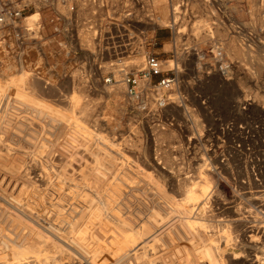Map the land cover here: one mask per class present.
<instances>
[{"label":"rangeland","instance_id":"374dc122","mask_svg":"<svg viewBox=\"0 0 264 264\" xmlns=\"http://www.w3.org/2000/svg\"><path fill=\"white\" fill-rule=\"evenodd\" d=\"M24 2H29L23 10L24 22L47 20L53 10L68 17L71 14L74 20L69 24L77 32V38L70 39L67 46V58L59 52L55 38L49 36L45 49L50 50V55L42 63L41 57L36 60L41 72H36L34 63L27 62L22 68L30 71L34 79L28 75L21 79L24 88L18 84L19 78L10 79L15 86L8 82L13 87L14 102L10 108L14 112L3 118L8 121L3 127L8 126V133L1 128L0 139H12L15 151L23 147L29 150L33 139L45 148L40 147L39 154L36 152L39 160L32 157L27 165L22 163L25 171L30 166L36 174L42 172L40 160L49 166L46 174L53 184L44 189V205L52 201L64 203L65 211L73 214L69 218L71 224L108 230L105 234L112 238L111 249L119 253L128 251L127 254L132 253V248L118 236L132 230L145 235L150 227L151 232L146 235L149 233L148 238L154 240L163 234L161 219L174 217L176 210L188 209L187 202L177 201L178 181L170 178L167 170L179 171L181 180L184 177L192 191L198 187L192 174L202 173L218 203L229 199L231 178L243 180L242 184L234 183L243 196L235 192L237 198L234 196L231 201L234 204H228L242 207L240 212L251 216L253 223L256 217L263 219L246 198L253 193L254 197L260 195L264 199V0H50L48 7L44 0H15L19 6ZM72 4L74 8L69 14ZM65 5L67 11L63 12ZM30 15L33 18L27 21ZM156 15H160L157 25ZM157 33L166 37L161 39ZM231 39L234 48L248 51L249 58L224 47ZM149 53L158 57L163 73L172 67L176 79L170 91L173 93L158 87L159 75L146 82L139 80L136 93H127L123 77L138 74ZM8 54L0 51V81L4 83L3 76H12L20 68ZM256 60L262 66L259 73ZM225 68L227 74L220 75L218 70ZM241 72L250 73L246 82ZM235 76L242 80L238 86H234ZM167 94L173 101H169ZM159 95L165 99L162 105L156 101ZM72 101L78 104L69 105ZM215 156L223 166L212 161ZM223 174L230 183L224 181ZM143 199L152 202V211L142 207ZM212 204L217 214L205 218L208 229H213L216 236L229 231L237 237L241 234L236 237L241 246L234 250L242 256L234 264H256L257 261H251L255 256L264 263L263 235L255 227L249 229L241 223L232 228L218 221L219 217L228 218L230 210ZM208 251L198 252L201 259L186 264H226ZM140 255H132V261L158 264L153 257Z\"/></svg>","mask_w":264,"mask_h":264},{"label":"bare ground","instance_id":"6f19581e","mask_svg":"<svg viewBox=\"0 0 264 264\" xmlns=\"http://www.w3.org/2000/svg\"><path fill=\"white\" fill-rule=\"evenodd\" d=\"M63 7H64L63 12H66L67 11V9H65V8H67L66 5ZM91 8H92V6H90V9ZM170 10H171V14H172V11H173L172 6H171ZM83 12H85V11H83ZM34 13L37 14V12H34ZM24 18H25V16H24ZM32 18H33V16L30 15V16H27L26 19H27V21H30V20H32ZM35 18H37V16ZM159 18H160V15H156V17H155V20H156L155 24L156 25H157ZM31 22H28V24L29 23L31 24ZM177 23H178V21H177ZM169 26H171V25H169ZM179 26H180V24H179ZM88 30H85V31H88ZM90 32H92V31H90ZM220 32H221V30H220ZM88 38H89V35H88ZM224 38H225V36H224ZM226 38H227V36H226ZM234 43H235V41H234ZM225 46L227 48H230L235 54L247 55L248 58L250 56L248 51H245V50L243 51V50H241V48L240 49L234 48V45L232 44V39L230 41H228V43L226 42L224 47ZM120 50H121V48H120ZM236 63H237V61H236ZM236 63H235V65H236ZM222 64H224V63H222ZM240 68H242V67H240ZM261 68H262V66H260L259 61H257V72L256 73H259L260 70H262ZM243 69H244V67H243ZM218 73L220 75H222V74L226 75L227 70H226V68L223 69L222 71L218 70ZM244 73H242L240 75H243ZM27 75L34 79L32 73L30 71L25 70L22 67H20L18 70H16L15 74H13L12 76H9V77L3 76L2 77L3 80L6 81V83L0 81V129L5 126L4 122L7 121L5 119L3 120V118L6 116L8 117L7 114L14 112L11 110L12 108H10L14 102V100L12 98L13 97L12 96L13 87L11 85H9L8 82H12V80H10L11 78H15V79L19 78V80H18V84H19V83H21V79L25 78V76H27ZM111 75H113V73ZM248 77H250V73H249V75L244 74L242 79L243 78L246 79ZM229 80H228V82H229ZM247 80L248 79H246L244 81L246 82ZM121 82L123 83V81H121ZM233 82L235 83V85L233 83L234 86H236V85L238 86L242 83V80H241L240 76H237ZM246 84H248V83H246ZM12 85L15 86V83L12 82ZM43 86H44V84H43ZM21 88H24V85H22V83H21ZM167 91H169V93H173V92H170V91H173V87L171 86ZM168 96L169 95L167 94V97ZM160 97H161V95H159L158 98H160ZM168 99H169V97H168ZM169 101H173V100H171V98H170ZM73 102L74 101L70 102L69 105H71V103H73ZM74 103L76 104V102H74ZM160 104H164V100H161ZM74 107H75V105H74ZM70 108H71V106H70ZM9 117H11V116H9ZM11 118L13 119L14 115ZM190 119H191V117H190ZM13 120H11L10 122H12ZM7 123H8V121H7ZM193 124H196V123H193ZM7 125H9V124H7ZM5 128H6L7 133H8V126H6ZM5 128H3L2 130L4 131ZM9 129H10V127H9ZM160 132H163V131L160 130ZM169 134H171V133H169ZM4 136H5V134H4ZM11 140L12 139H0V170L4 169V171H0V264H77V262H79L78 264H139L138 262L132 261V255L133 256L136 255L135 257H137L140 254L146 255L149 258L153 257L154 260H157L158 264H186V263H190L193 261L194 262L199 261L201 258H199L197 256L198 252L205 250V249H208L209 251H211L215 256L221 257L220 259H223V262H225L226 264H234L238 261V258L240 259V257L242 256V254H240L239 251L234 250L235 247L241 246V244H240L241 240L237 239L238 237L241 236V234H240V236L237 237V235L234 236L233 231L232 232L229 231V232H225V233L220 232L219 233L220 235L216 236L215 234L212 233L213 229L211 231L209 230L210 228L208 229V227H209L208 224L207 225H206V223L204 224L205 218L207 216H214L215 214H217V212H215V209H214V206L212 203L220 204L221 208H224V209L227 208L230 210L229 215H227L228 218L219 217V219H217L218 221L224 222L226 225L230 224L231 226L232 225L235 226L238 224L240 225L242 223L244 226H246L249 229H252L253 227H255L259 231V233L263 235L262 237H264V220H263L264 219V217H263L264 212L261 211L263 209H260V206H262L264 204V199L260 195H258V198H257V197H254L252 195L253 193L250 194L251 193L250 192L249 193L250 195L246 198V200L248 201L247 203H249V206L251 205L254 208H257V211L259 213H261V216L263 217V219H261V220L260 219L256 220V218H257L256 217L255 221H254L255 223H253L252 219H249V218H251V216L248 217V216H246L240 212L239 209L241 208L243 210L242 207L237 208L235 205H234L235 206L234 207L233 205L228 204L229 202L231 204L233 203L231 201H232L234 196H235V198H237V196L235 195V192L238 195L243 196V194L240 193V191L238 192L236 187H234V183L237 182L236 179L231 178V182L233 183V184H231L228 180V176L223 174V177L225 179L224 181L230 183L229 186L231 189H230V194L228 196L229 199L219 201L220 203H218V202H216L215 198H212L213 196H215V192L213 193V192L209 191V188H208L209 182L206 180L205 176L202 175V173H201L202 176L200 175L199 172H197V174L195 173L196 175H194V176L192 174V179H196V181L198 183L197 190L192 191L190 188H188L187 183L184 180L183 176H182L183 179L181 180V177L178 174L179 171L172 172V170H167L166 172H168V171L170 172L169 177L172 179L176 178L177 179L176 181H178V185L176 184V186H177V190H178V196L180 198H178V199L176 198L177 201L180 199L179 201L184 200V204H185V202H187V204H188L187 208L188 209L183 208V210H181V209L176 210L177 211L176 213L169 211L170 214L173 213L174 217H172V218L165 217L163 220L162 219L160 220V221H162V225L164 228V229L162 228V230H164V231H163L162 235L155 236L156 238L154 237L155 238L154 240H150L149 239L150 237L148 238L149 233L146 235L147 231H149L148 229L151 230L150 227L147 229V231L145 230L146 232L143 230L145 232L143 234H145V235H142L140 232H138L139 230L137 232H132L133 230L132 231L127 230L128 233L123 234L121 237H119L118 235H120V234L117 233L118 234L117 236H118L120 241L131 246L130 248H132V253L127 254L128 251H126V253L116 252V251L112 250L111 249L112 247L109 245V243H112V238L107 237V234H105V232L107 233L108 230H105V232H103V230L100 228H96V227L94 228V225L92 227H84V226H76L75 223H73L75 225L74 226L73 224H71L69 222V218L73 217L72 216L73 214L70 215V213H67V211H65L67 206L64 203H61L58 201H52L51 203L49 202L48 205H44L43 202L47 198V197H45L44 189L50 188L53 184V181H50V179L48 178V176L46 174L50 170L49 166H46L43 163V161L40 160L39 166L41 167L42 172L36 174L34 168L27 166L28 171H25L23 168V165H22L23 162H25V164L27 165L28 164L27 161L30 160L32 157H34L36 160H39V158H37V156H36V152H37V154H39L38 153V152H40L39 149H40V147H42L41 143L39 141H36L37 139L36 140L33 139L29 143V150L26 149L25 147H23V149H16V151H18V152H16L15 151L16 147H14V144L12 143L13 140L12 141ZM16 142H19V141H16ZM42 148H44V147H42ZM47 148H49V147H47ZM49 151L51 152V150H49ZM41 153H43V152H41ZM38 156H40V155H38ZM42 156H43V154H42ZM51 157H52V155H51ZM166 158L168 159V157H166ZM58 161H59V159H58ZM212 161L217 162L216 156L214 159H212ZM217 163L222 164V166H223V163H221L219 161ZM59 164H60V162H59ZM35 166H37V165H35ZM214 166H217V164H214ZM165 170H166V168H165ZM8 172L12 173V174H9ZM217 173H220V172L217 171ZM245 173L247 174L246 175L247 178L248 177L250 178V175L248 174V172L245 171ZM228 174H229V172H228ZM251 174L254 175V173H251ZM55 175L56 174H54V177H55ZM237 176H239V175H237ZM240 178H242V177H240ZM51 179H54V178H51ZM55 180H57V179H55ZM55 180H54V182H55ZM243 182L244 181L241 180V181L237 182V184L239 185V184H242ZM55 185H57V184H55ZM176 186H175V188H176ZM175 188H174V190H175ZM47 191H50V190H47ZM209 192H210V194H209ZM49 193L51 194L52 192L50 191ZM53 197H54V195H53ZM52 199H54V198H52ZM63 202H64V200H63ZM142 202H145V200L143 199ZM146 202L142 205V207L148 211H150V210L152 211V209H153L152 208V202H151V204L146 203ZM254 202L256 204H254ZM111 203H113V201ZM69 205H68V208H70ZM81 206L83 207V205H81ZM163 206L167 207V205L164 203H163ZM71 207H72V205H71ZM160 207H162V206H160ZM93 208L95 209V207H93ZM262 208H263V206H262ZM73 209H71V210H73ZM86 209H88V208L85 207V210ZM114 209H117V207H115ZM9 210L16 211L17 214L16 215L11 214V212ZM71 210H68V212H71ZM99 210H101V209H99ZM159 210H160V208H159ZM91 211H93V210H91ZM93 212H95V211H93ZM166 212H165V214H166ZM250 212H251V209H250ZM110 213H111V211H110ZM113 213H115V212H113ZM95 214H97V212ZM107 214H109V213H107ZM69 215H70V217H69ZM100 215H102V213ZM133 215H135V214H133ZM110 216H112V215H110ZM114 216H116V215H114ZM119 216H123V215H119ZM105 217H107V216L105 215L104 218ZM97 219H99V218H97ZM152 219H153V217H152ZM136 220H140V219H136ZM93 221H95V220H93ZM93 221H91V223ZM101 221H103V219ZM145 221L148 222L147 220H145ZM149 221H150V218H149ZM107 222H108V220H107ZM140 222H141V220H140ZM151 222H150V224H152ZM103 223L101 222L100 225H103ZM145 223H143V224H145ZM153 223H154V221H153ZM95 224H97V223H95ZM107 225L108 224H106L105 227H107ZM162 225H161V227H162ZM87 226H89V225H87ZM103 226H100V227H103ZM137 226H138V224H137ZM148 226H150V225H148ZM233 226H232V228H233ZM219 227H218V229H219ZM141 228L142 227H140V231L142 232ZM143 229H145V228H143ZM223 230H221V231H223ZM230 230H231V228H230ZM257 230H256V232H257ZM112 231H111V233H112ZM154 231H155V228H154ZM154 231H152L153 234H156L157 232L154 233ZM113 232H117V231H113ZM123 232H125V231H123ZM149 232H151V231H149ZM120 233H121V231H120ZM241 233H243V232H241ZM150 236L153 237V235H150ZM143 243H145V245H144L145 247L143 246ZM230 249H232V250H230ZM142 255H140V256H142ZM135 257H133V258H135ZM209 260H211V259H209ZM251 261H255V262L257 261L256 264H264L263 261L258 259L256 256H255V260H251Z\"/></svg>","mask_w":264,"mask_h":264},{"label":"built area","instance_id":"2783aa9c","mask_svg":"<svg viewBox=\"0 0 264 264\" xmlns=\"http://www.w3.org/2000/svg\"><path fill=\"white\" fill-rule=\"evenodd\" d=\"M44 2V6L50 5L46 4L50 3V0H44ZM28 4L29 2H24L19 6L15 4V0H0V51L9 52L8 55L18 67H22L27 62L34 63L33 68L39 73L41 72L40 66H38L40 63L36 64V60L41 57L40 62L42 63V60L50 55V50L45 49L48 46L47 39L49 36L55 38L59 52L63 54L64 58L70 54V48L67 47L70 45V39L77 38L76 30L69 24L74 20L70 16L74 6L72 4L69 17L52 10L47 20L39 18L28 24L23 21L25 16L23 10ZM75 40L74 42H76ZM33 54L36 55L35 59L31 58ZM161 67V62L155 54H147L138 74L128 73L123 77L122 80L126 84L127 93L135 94L139 80L142 79L146 82L147 79L155 75H159L156 82L158 87L169 89L175 83V74L172 72V67L165 70V73ZM168 70L171 72L168 73ZM108 79L106 78V80ZM160 99L165 100L159 98L157 100L159 104Z\"/></svg>","mask_w":264,"mask_h":264},{"label":"crops","instance_id":"0c3cea01","mask_svg":"<svg viewBox=\"0 0 264 264\" xmlns=\"http://www.w3.org/2000/svg\"><path fill=\"white\" fill-rule=\"evenodd\" d=\"M157 36L159 37V38H161V39H164L166 36L164 35V34H162V33H157Z\"/></svg>","mask_w":264,"mask_h":264}]
</instances>
